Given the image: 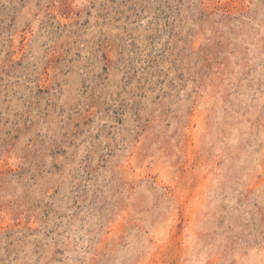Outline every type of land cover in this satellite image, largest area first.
I'll return each instance as SVG.
<instances>
[{"label":"rangeland","instance_id":"374dc122","mask_svg":"<svg viewBox=\"0 0 264 264\" xmlns=\"http://www.w3.org/2000/svg\"><path fill=\"white\" fill-rule=\"evenodd\" d=\"M0 264H264V0H0Z\"/></svg>","mask_w":264,"mask_h":264}]
</instances>
